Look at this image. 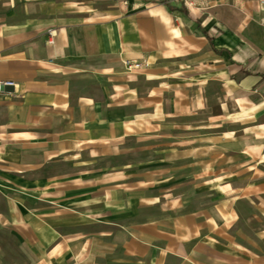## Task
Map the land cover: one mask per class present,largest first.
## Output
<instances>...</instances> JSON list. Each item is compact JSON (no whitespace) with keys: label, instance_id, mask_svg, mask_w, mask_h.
Listing matches in <instances>:
<instances>
[{"label":"crops","instance_id":"crops-1","mask_svg":"<svg viewBox=\"0 0 264 264\" xmlns=\"http://www.w3.org/2000/svg\"><path fill=\"white\" fill-rule=\"evenodd\" d=\"M178 2L0 0V264H264V150L223 149L241 105L264 137V0Z\"/></svg>","mask_w":264,"mask_h":264},{"label":"rangeland","instance_id":"rangeland-1","mask_svg":"<svg viewBox=\"0 0 264 264\" xmlns=\"http://www.w3.org/2000/svg\"><path fill=\"white\" fill-rule=\"evenodd\" d=\"M177 5L181 8L187 6V8L193 12H198V14L200 12L198 10H205L209 16L218 15L222 19H227L231 13L238 19L242 11L249 14L257 12V10L263 12L262 5L259 4L258 0H179ZM197 7L200 9H197ZM229 96H232L230 92ZM236 107V104H230L229 110L235 112ZM241 109L243 111L239 113L240 115L235 113L226 117V124L223 126V130L226 128L233 129V132L226 131L223 133V136L229 135V149L224 147L223 149L229 151V162H233V164H229V177L238 179L242 177L243 170L241 167L244 166L242 164H247L248 161L254 163V158L262 159V151L264 150V137L259 136L258 132L251 129V125L261 119H258L257 116L263 113L255 111L254 107L241 105ZM262 119L264 120V116H262ZM248 125L250 127H247ZM147 157L148 154L144 153L143 158ZM98 163H101V161ZM260 174L263 175L264 172H260ZM229 199H232V196Z\"/></svg>","mask_w":264,"mask_h":264},{"label":"built area","instance_id":"built-area-1","mask_svg":"<svg viewBox=\"0 0 264 264\" xmlns=\"http://www.w3.org/2000/svg\"><path fill=\"white\" fill-rule=\"evenodd\" d=\"M49 34H51L50 31ZM123 65L127 71L131 72L134 69H138L141 65V62L124 60ZM16 86L17 84L13 80H0V98H2L4 95L15 93Z\"/></svg>","mask_w":264,"mask_h":264},{"label":"bare ground","instance_id":"bare-ground-1","mask_svg":"<svg viewBox=\"0 0 264 264\" xmlns=\"http://www.w3.org/2000/svg\"><path fill=\"white\" fill-rule=\"evenodd\" d=\"M263 158H264V156H263Z\"/></svg>","mask_w":264,"mask_h":264},{"label":"trees","instance_id":"trees-1","mask_svg":"<svg viewBox=\"0 0 264 264\" xmlns=\"http://www.w3.org/2000/svg\"><path fill=\"white\" fill-rule=\"evenodd\" d=\"M184 9V8H183Z\"/></svg>","mask_w":264,"mask_h":264}]
</instances>
